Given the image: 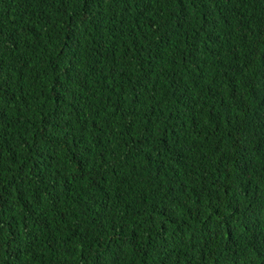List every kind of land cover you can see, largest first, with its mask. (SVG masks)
<instances>
[{
  "label": "trees",
  "instance_id": "trees-1",
  "mask_svg": "<svg viewBox=\"0 0 264 264\" xmlns=\"http://www.w3.org/2000/svg\"><path fill=\"white\" fill-rule=\"evenodd\" d=\"M0 264H264V0H0Z\"/></svg>",
  "mask_w": 264,
  "mask_h": 264
}]
</instances>
